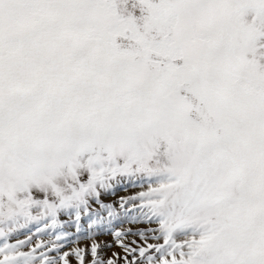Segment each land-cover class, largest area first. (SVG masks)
<instances>
[{"label":"snow or ice","instance_id":"snow-or-ice-1","mask_svg":"<svg viewBox=\"0 0 264 264\" xmlns=\"http://www.w3.org/2000/svg\"><path fill=\"white\" fill-rule=\"evenodd\" d=\"M0 264H264V0H0Z\"/></svg>","mask_w":264,"mask_h":264},{"label":"rangeland","instance_id":"rangeland-1","mask_svg":"<svg viewBox=\"0 0 264 264\" xmlns=\"http://www.w3.org/2000/svg\"><path fill=\"white\" fill-rule=\"evenodd\" d=\"M120 194H123V193H120ZM101 239H106V238H103V237H102Z\"/></svg>","mask_w":264,"mask_h":264}]
</instances>
